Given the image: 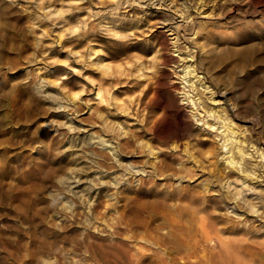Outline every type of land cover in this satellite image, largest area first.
Returning <instances> with one entry per match:
<instances>
[{
    "label": "rangeland",
    "instance_id": "374dc122",
    "mask_svg": "<svg viewBox=\"0 0 264 264\" xmlns=\"http://www.w3.org/2000/svg\"><path fill=\"white\" fill-rule=\"evenodd\" d=\"M228 2L246 12L225 23L209 9L178 26L203 84L196 109L160 26L170 10L0 0V264H264V221L219 201L222 162L190 178L194 166L175 153L184 142L207 149L193 144L199 137L219 146L204 122L216 126L204 109L219 108L235 111V126L264 150V0ZM244 22L256 26L240 35ZM179 191L209 202L198 215L214 228L210 241L189 216L200 203ZM217 237L230 243L224 254Z\"/></svg>",
    "mask_w": 264,
    "mask_h": 264
},
{
    "label": "bare ground",
    "instance_id": "6f19581e",
    "mask_svg": "<svg viewBox=\"0 0 264 264\" xmlns=\"http://www.w3.org/2000/svg\"><path fill=\"white\" fill-rule=\"evenodd\" d=\"M180 1H182V2L177 3V0H144V3H145V6L148 8L149 7H157V9H168V10H170V12H171V18L169 19L170 21H168V22L166 20L162 21V22H160L161 23L160 26H161V28L164 29V31L169 32L166 35H172L173 36L170 40V44L172 46V52H173V54L172 53L171 54L174 58V61H173L174 62V65H173L174 69L179 68V70H178L179 71V73H178L179 77L178 78H181L182 80H184L183 81L184 85L182 86L183 87L182 89H184V92H182V93H184L183 99L185 101H187L188 104L191 103L194 106H196L195 107L196 109H198L199 104H201L202 101L199 100L197 102V100L200 99V96H198L197 98H195V96L198 95L199 85L203 86V84L201 83V77L199 75H197L198 72L197 73L195 72L196 70L194 68V65H192L193 64L192 53L190 54V53L186 52L185 45H181L179 43V38L181 35L179 33L178 26L181 25L182 23L183 24L194 23L195 20H193V16L195 17V15H197V14L204 15L207 12V10H209V9H210V12L208 14H206L207 17L208 16H214L217 18L220 17L219 18L220 20L223 19V20H225V23H229L228 17L231 13H233V12H236V14H238L239 12L244 13V12H246V8H245L244 3L243 4H240L239 2L229 3L228 0H224L223 3H219V0L218 1H216V0H198V1L193 2V3L188 2L186 0H180ZM56 13H61V11H57ZM204 18H205V15H204ZM237 22H238V20H237ZM214 26H215V24H211V26H209V27L207 26V28H205L207 30V33H213L212 29H214V28H212V27H214ZM255 26H256L255 22H244L242 24L240 30H238L239 33L238 32L237 33L240 35H246L251 29L255 28ZM195 34H196V32H195ZM195 38H196V36H195ZM186 40H187V38H186ZM243 64H244V61H243ZM100 66L104 67L105 64H103V62H102L100 64ZM146 71H148V70H146ZM143 74H144V72H143ZM145 76L147 77V75L144 74V77ZM194 78H196V79L194 80ZM149 79H150V77H149ZM197 82H198V85H196ZM181 83H182V81H181ZM205 88H207V87H205ZM99 95H100V93L98 91L96 93V97ZM210 99H212V98L210 97ZM223 109L224 108H219V109H214V110H209V111H206L204 109V111L206 113H208L207 114L208 116H212L213 119L216 120V123H217L216 126H213L215 123H211V122L209 123L206 120L204 122H206L208 124L209 128L214 129L213 133L215 136H219L218 140L221 141L219 146L217 145L216 141L213 138H209L208 140H205L204 138L199 137V138H196V143H193V144L195 146H197L199 144H207L208 145L207 149L199 150V152H197V154H195V152L190 150L191 148L189 149V144H191V143L188 144V142H184L181 145V146H183V150H176L175 153H176V155H179V158L182 162L185 159L186 160L189 159L191 161L192 166H194V169H191L190 167L186 168L187 170L185 169V172L187 171V173L189 174V176L188 175L187 176L190 178H193V177L197 178L203 172L207 171L206 173H208L210 170H212L210 165H212L214 163L212 161L213 158H215L217 161L220 160L222 162L224 168L220 170L221 172H219V173L217 172L218 175H216V177H214V180L217 179L218 183L220 184V188H221L220 194H218L219 201L225 202L226 204H231V206H227V208L226 207L225 208L230 209L228 211L230 213H233L236 216V218L241 217L242 215L245 214V215L253 216L255 219L262 222V221H264V188H262L261 183H262V181H264V168H262L261 162L264 161V150H261L260 147L255 146L250 139L245 137V135H244L245 131L242 132L240 129H238L235 126V123L233 122L234 117L237 116L235 111H233V114L231 116H229L230 113L226 114V112H223ZM202 111H203V109H202ZM227 112H228V110H227ZM202 119L203 118L201 116L197 120L203 121ZM204 122H202L201 124H205ZM153 124H155V123H153ZM152 127H154V125ZM125 132H126V130H125ZM171 149H172V147H171ZM262 149H264V147H262ZM147 150L155 158L156 151L154 150V148H152L149 145V143L147 145ZM182 162H181V164H182ZM215 170L217 171V169H215ZM174 197H176L178 199L186 200L190 204L191 203L192 204L200 203L197 205L198 206L201 205V206L195 207L194 210H192V214L189 216H191L193 224L197 226V228L200 231V233L202 234L204 240L210 241V235H211V232L213 231L212 229H214V228H212L211 225L208 224L209 222H206V217L198 215L200 211H204L207 208V206L210 205L209 202L207 203V201H205V203H203L204 201H200L195 195L188 194V193L181 194L180 191H179V193H174ZM198 201H200V202H198ZM237 211H239V212H237ZM229 212H227V213H229ZM262 223H264V222H262ZM210 224H212V223H210ZM220 228H222V227H220ZM231 229L234 231H240V229H238L236 226L234 227V225L231 226ZM215 230H217V229H215ZM247 231H245V232H247ZM217 239L221 243L220 244L221 251L222 252L225 250L227 251V249L229 248V246L227 244H230V243L226 242V240L224 241L220 237H217ZM233 245H234V243H233ZM224 253L225 252H223V254ZM218 255H219V253H218ZM228 256H229V254H228ZM228 256H227V260H228ZM230 256H231V254H230ZM230 256H229V259L231 258ZM228 263L229 262H227V264Z\"/></svg>",
    "mask_w": 264,
    "mask_h": 264
}]
</instances>
